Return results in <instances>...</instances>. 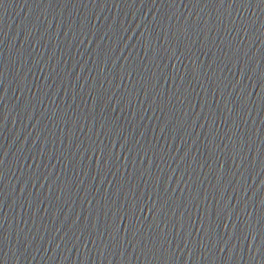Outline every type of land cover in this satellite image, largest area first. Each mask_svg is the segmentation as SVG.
Instances as JSON below:
<instances>
[{
    "label": "water",
    "instance_id": "1",
    "mask_svg": "<svg viewBox=\"0 0 264 264\" xmlns=\"http://www.w3.org/2000/svg\"><path fill=\"white\" fill-rule=\"evenodd\" d=\"M0 240L3 264H264V3L0 0Z\"/></svg>",
    "mask_w": 264,
    "mask_h": 264
},
{
    "label": "snow or ice",
    "instance_id": "2",
    "mask_svg": "<svg viewBox=\"0 0 264 264\" xmlns=\"http://www.w3.org/2000/svg\"><path fill=\"white\" fill-rule=\"evenodd\" d=\"M262 3H264V0H261ZM146 48H151L152 45H151V40L148 41V43L145 45ZM222 213H218V215H220ZM113 241H115L117 239V237H113L112 238ZM0 243H2V240H0ZM31 244V240H28L27 236L22 234V233H19L17 235V241H16V250L19 251L21 250L20 248V245L23 246V251H27L29 245ZM142 245H143V248H144V254L145 255H148L149 253L151 254H164V253H169L168 255V259H175V255H174V252H171L170 250H166L163 248V245L161 244L159 248L156 247V242L155 240L152 241V247H148V244L146 242H143L142 241ZM225 249H221V251H224ZM123 255V253H122ZM0 264H3L2 261H0Z\"/></svg>",
    "mask_w": 264,
    "mask_h": 264
}]
</instances>
